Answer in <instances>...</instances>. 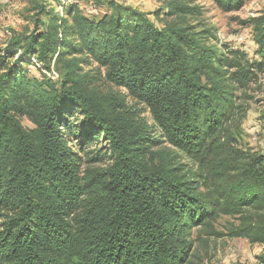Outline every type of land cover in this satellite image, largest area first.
<instances>
[{"label":"trees","instance_id":"16d2710c","mask_svg":"<svg viewBox=\"0 0 264 264\" xmlns=\"http://www.w3.org/2000/svg\"><path fill=\"white\" fill-rule=\"evenodd\" d=\"M88 1L107 10L34 0L32 28L0 51V264H186L193 228L223 214L231 236L264 244V153L238 142L236 94L264 67V11L251 62L209 41L194 0H165L162 26L132 3ZM100 136L111 161L93 166L102 145L85 148Z\"/></svg>","mask_w":264,"mask_h":264},{"label":"rangeland","instance_id":"374dc122","mask_svg":"<svg viewBox=\"0 0 264 264\" xmlns=\"http://www.w3.org/2000/svg\"><path fill=\"white\" fill-rule=\"evenodd\" d=\"M33 1L0 0V51L12 37L18 33H25L32 28L33 20L30 8ZM123 1L152 11L151 17L158 25H163L166 15L163 11L157 15L155 10L163 6L165 0ZM194 1L202 6V13L193 22H198L201 27H209L212 30L213 36L209 38L211 43L224 49L227 45L240 48L247 53L251 62L261 59V55L257 52L258 44L254 38L250 18L264 11V0H245L240 7L233 9H226L215 0ZM80 2L85 11L94 16L101 15L107 10L106 5L94 6L88 0H80ZM98 71V69H93L92 72L99 76ZM31 73L39 74L34 68H32ZM47 74L57 78L59 72L53 66ZM97 82L104 84L105 87L113 86L103 78V75ZM236 94L247 108L246 115L242 119L241 130L238 132V142L243 147H251L264 153V67L257 70V76L249 86L238 90ZM131 103L147 120H152L151 112L144 103L135 100H131ZM76 122L75 124L79 125L80 119H77ZM24 123L29 124L30 122L24 118ZM102 139L100 136L99 140H91L85 148L86 156L91 157L102 145L97 153L99 160L90 162V165L103 166L111 161V155L107 154L106 156L108 149ZM161 145L169 147L171 153L176 155V159L180 162L179 165L193 170L197 168V164L184 153L178 151L177 148L169 146L167 142H163ZM236 221L235 216L223 214L212 228L203 227L200 231L198 228H193V237L196 236L197 232L199 235L194 242L192 255L186 264H262L260 255L264 253V244L251 243L246 237L229 234V227Z\"/></svg>","mask_w":264,"mask_h":264}]
</instances>
